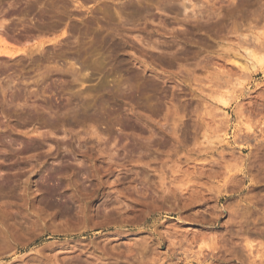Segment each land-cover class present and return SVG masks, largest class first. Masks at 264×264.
Listing matches in <instances>:
<instances>
[{
    "label": "rangeland",
    "instance_id": "obj_1",
    "mask_svg": "<svg viewBox=\"0 0 264 264\" xmlns=\"http://www.w3.org/2000/svg\"><path fill=\"white\" fill-rule=\"evenodd\" d=\"M0 51V264L264 258V0H0Z\"/></svg>",
    "mask_w": 264,
    "mask_h": 264
},
{
    "label": "bare ground",
    "instance_id": "obj_2",
    "mask_svg": "<svg viewBox=\"0 0 264 264\" xmlns=\"http://www.w3.org/2000/svg\"><path fill=\"white\" fill-rule=\"evenodd\" d=\"M41 43H42V42H41ZM3 48H4V47H3ZM5 48H7V47H5ZM1 49H2V48H1ZM7 49H8V48H7ZM3 50H4V49H2V51H3ZM5 50H6V49H5ZM5 50H4V51H5ZM12 50H13V49H12ZM15 50H16V49H15ZM8 51H9V50H8ZM0 52H1V51H0ZM19 53H20V52H19ZM19 53H18V54H19ZM3 54H4V53H3ZM7 55H8V56H12V55L14 56V52H11V53L8 52ZM7 55H6V56H7ZM19 55H20V54H19ZM2 56H4V55H2ZM6 56H5V57H6ZM13 56H12V57H13ZM248 130H250V128H249ZM249 135H250V134H249ZM246 137H247V136H246ZM223 157H224V156H223ZM219 165H220V164H219ZM241 171H242V170H241ZM242 173H243V172H242ZM238 177H239V176H238ZM245 177H246V176H245ZM223 213H224V212H223ZM223 213H221V215H222ZM233 214H234V213H233ZM217 243H218V242H217ZM214 244H215V243H214ZM208 245H209V244H208ZM215 245L217 246V244H215ZM248 245H249V244L242 245V246H244V247L247 246L246 249H248V247H250L249 249L251 250V248H252L253 246L251 245V246H252V247H251L250 245H249V246H248ZM212 246H213V250H215L216 248H218V246H217L216 248H215L214 245H212ZM205 247H206V246H205ZM208 247H209V246H208ZM199 248H200V247H199ZM209 248H211V246H210ZM214 248H215V249H214ZM219 248H220V247H219ZM241 248H242V247H241ZM211 249H212V248H211ZM211 249H210V250H211ZM242 249H244V248H242ZM242 249H241V250H242ZM206 250H208L207 247H206ZM206 250H205V251H206ZM213 250H212V254H213V252L215 253V251H213ZM250 250H248V251H250ZM216 251H217V250H216ZM245 251H246V250H245ZM199 252H200V251H199ZM203 252H204V251H203ZM210 252H211V251H210ZM217 252H218V251H217ZM249 253H250V252H249ZM199 254H200V253H199ZM217 254H218V253H217ZM229 254H230V253H229ZM236 254H237V253H236ZM203 255H204V254H203ZM213 256L215 257V254H214ZM186 257H187V256H186ZM204 257H205V256H204ZM214 257H213V258H214ZM254 257H255V256H254ZM258 257H259V256H258ZM248 258H251V257H248ZM255 258H256V257H255ZM255 258H253V259L256 260ZM261 258H262V257H261ZM261 258H260V259H261ZM187 259H188V258H187ZM205 259H206V258H205ZM205 259H204V260H205ZM253 259H252V261H253ZM263 259H264V258H263ZM263 259H261V261H262ZM249 260H250V259H249ZM249 260H248V262H249ZM257 260H259V259H257ZM261 261L259 260L258 263L261 262ZM250 262H251V261H250ZM262 262H263V261H262ZM251 263H252V262H251ZM258 263L256 262L255 264H258ZM249 264H250V263H249ZM253 264H254V261H253ZM263 264H264V263H263Z\"/></svg>",
    "mask_w": 264,
    "mask_h": 264
}]
</instances>
